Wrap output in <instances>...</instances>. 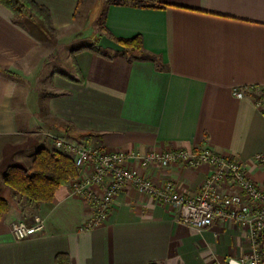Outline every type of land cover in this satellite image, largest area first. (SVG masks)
Wrapping results in <instances>:
<instances>
[{"label":"crops","instance_id":"crops-1","mask_svg":"<svg viewBox=\"0 0 264 264\" xmlns=\"http://www.w3.org/2000/svg\"><path fill=\"white\" fill-rule=\"evenodd\" d=\"M34 1L49 10L53 34L0 3V67L10 73L0 71V197L10 202L0 220V264H56L59 253L70 264H215L248 252L247 231L237 223L199 230L131 187L115 198L104 223L87 229L90 205L68 185L33 209L3 178L11 166L28 168L40 148L57 150L60 138L142 153L210 148L238 157L264 183L254 161L264 152V111L253 98L264 92V0H149L162 8L104 0L86 46H97L103 24L115 38L140 35L146 53L82 50L77 69L72 48L67 71L53 55L85 30L79 0ZM210 172L154 166L144 173L172 179L194 196ZM36 215L44 228L17 239L12 224H31Z\"/></svg>","mask_w":264,"mask_h":264},{"label":"built area","instance_id":"built-area-1","mask_svg":"<svg viewBox=\"0 0 264 264\" xmlns=\"http://www.w3.org/2000/svg\"><path fill=\"white\" fill-rule=\"evenodd\" d=\"M238 97L243 91L236 90ZM264 111V94L253 96ZM55 147L70 157L78 171L68 186L72 194L86 200L91 208L86 228L92 229L110 216L115 198L128 188L152 197L157 203L171 205L177 220L204 230L216 222L233 221L247 231L250 250L229 256L215 264H264V183L254 180L247 164L233 155L218 154L210 148L187 150L152 148L144 153L113 150L87 142L73 143L57 138ZM258 167L264 169V152L254 156ZM173 166L201 169L211 168L194 196L184 194L172 179L157 182L144 172L151 167ZM224 185L226 190H221ZM44 228V220L36 215L33 223L17 221L12 224L15 237L26 239Z\"/></svg>","mask_w":264,"mask_h":264},{"label":"trees","instance_id":"trees-1","mask_svg":"<svg viewBox=\"0 0 264 264\" xmlns=\"http://www.w3.org/2000/svg\"><path fill=\"white\" fill-rule=\"evenodd\" d=\"M108 3L130 4L144 8H162L165 5L157 1L149 0H107ZM82 0H79L81 4ZM0 3L12 11L19 19L26 15L40 20L43 27L50 33H54L52 18L49 10L34 0H0ZM101 35H108L110 38L126 46L127 52L144 54L146 50L143 38L140 35L132 38H115L109 30L101 24ZM99 35L98 38L101 36ZM82 50H90L97 54H103V49L98 46H85L71 52V62L78 69L75 55ZM153 58L152 56H150ZM0 71L10 74L9 71L0 67ZM80 71V70H79ZM264 94V92H262ZM78 175L74 161L58 150L40 148L36 151L28 168L11 166L4 175V184L10 188L15 196L23 199L25 205L38 209L41 204L54 200L56 191L69 184L70 180ZM10 210V202L0 197V220ZM56 264H70L69 255L59 253L55 258ZM155 264V263H153Z\"/></svg>","mask_w":264,"mask_h":264},{"label":"rangeland","instance_id":"rangeland-1","mask_svg":"<svg viewBox=\"0 0 264 264\" xmlns=\"http://www.w3.org/2000/svg\"><path fill=\"white\" fill-rule=\"evenodd\" d=\"M105 4L106 3L104 0H82L79 8L78 19L79 24L85 26V30L84 32L80 33V35L74 42L69 43L67 46H60L55 50L57 52H54L53 58L60 61L59 69L64 71L68 70L67 66H69V63H66V61H68V56L66 55L68 50L70 51V49L72 48L73 50H75L85 47L86 44L90 41L89 36L94 33V26L103 13ZM100 21L102 22L103 19L101 18ZM73 50H71V52ZM214 244L216 245L215 242Z\"/></svg>","mask_w":264,"mask_h":264},{"label":"water","instance_id":"water-1","mask_svg":"<svg viewBox=\"0 0 264 264\" xmlns=\"http://www.w3.org/2000/svg\"><path fill=\"white\" fill-rule=\"evenodd\" d=\"M97 46L105 50L111 49L115 52H125L127 50L126 46L110 38L108 35L100 36L97 41Z\"/></svg>","mask_w":264,"mask_h":264}]
</instances>
